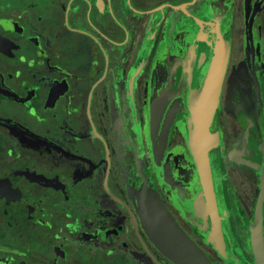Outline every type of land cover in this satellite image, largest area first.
Wrapping results in <instances>:
<instances>
[{"label": "flooded vegetation", "instance_id": "obj_1", "mask_svg": "<svg viewBox=\"0 0 264 264\" xmlns=\"http://www.w3.org/2000/svg\"><path fill=\"white\" fill-rule=\"evenodd\" d=\"M0 264H264V0H0Z\"/></svg>", "mask_w": 264, "mask_h": 264}, {"label": "water", "instance_id": "obj_2", "mask_svg": "<svg viewBox=\"0 0 264 264\" xmlns=\"http://www.w3.org/2000/svg\"><path fill=\"white\" fill-rule=\"evenodd\" d=\"M224 64L218 54L210 77L198 96L193 99L194 132L191 138L192 148L204 180L210 178V166L207 150L210 145L209 127L215 114L220 86L223 80Z\"/></svg>", "mask_w": 264, "mask_h": 264}]
</instances>
